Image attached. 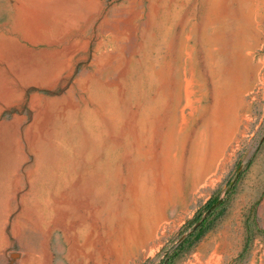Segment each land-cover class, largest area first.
<instances>
[{
    "label": "rangeland",
    "instance_id": "1",
    "mask_svg": "<svg viewBox=\"0 0 264 264\" xmlns=\"http://www.w3.org/2000/svg\"><path fill=\"white\" fill-rule=\"evenodd\" d=\"M189 234L170 264H264V0H0V264Z\"/></svg>",
    "mask_w": 264,
    "mask_h": 264
},
{
    "label": "trees",
    "instance_id": "2",
    "mask_svg": "<svg viewBox=\"0 0 264 264\" xmlns=\"http://www.w3.org/2000/svg\"><path fill=\"white\" fill-rule=\"evenodd\" d=\"M218 206V199L217 197H213L209 199L203 207L195 214L193 219L189 221V224H191L192 227V233H202V229L204 226V223L206 219L211 215L213 210L217 208ZM192 236V234L187 235L184 238H180L179 242L171 248L172 253H169V259L165 264H170L173 259L178 255L180 251L183 250L184 245L188 243L189 238Z\"/></svg>",
    "mask_w": 264,
    "mask_h": 264
}]
</instances>
